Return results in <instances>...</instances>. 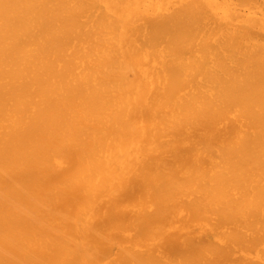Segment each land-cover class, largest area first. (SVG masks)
<instances>
[{
  "label": "bare ground",
  "instance_id": "bare-ground-1",
  "mask_svg": "<svg viewBox=\"0 0 264 264\" xmlns=\"http://www.w3.org/2000/svg\"><path fill=\"white\" fill-rule=\"evenodd\" d=\"M0 264H264V0H0Z\"/></svg>",
  "mask_w": 264,
  "mask_h": 264
}]
</instances>
